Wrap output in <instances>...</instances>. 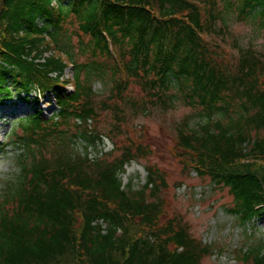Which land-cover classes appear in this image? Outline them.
<instances>
[{"label": "trees", "instance_id": "obj_1", "mask_svg": "<svg viewBox=\"0 0 264 264\" xmlns=\"http://www.w3.org/2000/svg\"><path fill=\"white\" fill-rule=\"evenodd\" d=\"M56 1L57 8L52 0H0V99L57 90L51 117L36 111L12 131L23 152L19 173L0 194V264H201L220 253L178 214L162 219L167 184L158 168L146 165L138 188L122 183L124 165L146 156L144 145L129 143L112 158L89 156L101 141L90 125L97 114L92 81H109L108 98L125 99L105 105L116 118L125 108L147 114L151 105L166 110L175 101L196 110L198 119L176 127L183 167L213 189L226 188L228 211L246 225L264 214V52L236 43L220 0ZM233 6L236 20L264 29V0H224L225 9ZM72 18L88 62L76 61L81 55L63 32ZM218 34L233 39V60L205 38ZM56 49L73 62L72 93L58 82L67 64ZM130 83L140 99L125 94ZM231 253L237 264H264L261 240Z\"/></svg>", "mask_w": 264, "mask_h": 264}, {"label": "rangeland", "instance_id": "obj_2", "mask_svg": "<svg viewBox=\"0 0 264 264\" xmlns=\"http://www.w3.org/2000/svg\"><path fill=\"white\" fill-rule=\"evenodd\" d=\"M220 8L236 43L253 46L264 52V29L252 20H236L234 6L225 10L224 5L220 4ZM63 32L68 34L73 53L81 55L80 59L75 57L76 61L88 62V53L81 51L76 44L80 32L74 18L63 25ZM80 38L86 41V37L80 35ZM205 38L216 43L218 48L224 49L229 60L235 58L236 49L230 36L211 35ZM55 54L58 52L55 51ZM72 76V68L67 67L63 79H71ZM92 88L96 92L94 103L97 114L91 118L90 125L96 126L102 140L88 148L89 156L101 155L112 158L129 143L144 145L146 156L125 165L124 171L120 173L121 181L124 185L131 182L133 188H138L145 181L146 165H153L164 174L167 186L161 192L164 200L162 219L178 214L188 222L195 237L204 242H211L221 250L220 253L204 258L201 264H237L231 249L249 246L258 240L264 242V214L246 225L239 224L235 216L228 211L231 195L227 189H213L208 178H201L195 170L183 167L187 157L186 153L180 154V147L176 143V127L185 118L191 122L198 119L196 110L175 101V106L166 110L151 105L147 114H133L130 109L125 108L116 118L112 109L105 108V105L120 103L125 99H119L116 95L108 98L110 96L108 90L111 88L109 81L103 84L93 79ZM125 94L137 100L142 97V91L134 83H130ZM48 100L46 93L38 95L33 90L23 100L22 96H17L15 92L0 99V109L6 106H10V109L15 106L22 107L19 112L5 116L0 112V194L8 183L15 180L20 171L16 157L23 152V148L13 143L16 140L12 142L15 139L12 131L18 133L17 123L28 117L34 109H39L44 117L54 113L55 104ZM73 121L79 123L77 120ZM74 127L69 126V132L78 134L80 128L75 127L77 129L75 130ZM73 144L78 149H84V141L79 138H76Z\"/></svg>", "mask_w": 264, "mask_h": 264}, {"label": "bare ground", "instance_id": "obj_3", "mask_svg": "<svg viewBox=\"0 0 264 264\" xmlns=\"http://www.w3.org/2000/svg\"><path fill=\"white\" fill-rule=\"evenodd\" d=\"M10 106H6V107H3V108H1L0 109V112L2 113V115H8V114H10V113H15V112H19L20 110H21V106H15V107H13V108H9Z\"/></svg>", "mask_w": 264, "mask_h": 264}]
</instances>
